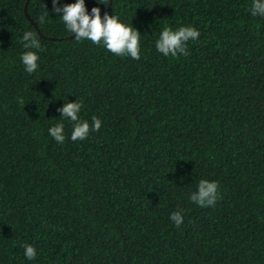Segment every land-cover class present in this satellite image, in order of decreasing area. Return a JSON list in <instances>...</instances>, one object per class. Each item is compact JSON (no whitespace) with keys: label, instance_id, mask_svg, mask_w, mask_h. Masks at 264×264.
<instances>
[{"label":"trees","instance_id":"16d2710c","mask_svg":"<svg viewBox=\"0 0 264 264\" xmlns=\"http://www.w3.org/2000/svg\"><path fill=\"white\" fill-rule=\"evenodd\" d=\"M85 5L138 30L141 59L70 38L51 0H0V264H264V18L252 0ZM188 25L200 32L188 56L155 50L163 27ZM27 31L43 49L31 76ZM75 99L102 126L58 144L48 128ZM201 179L219 185L213 207L189 200Z\"/></svg>","mask_w":264,"mask_h":264},{"label":"clouds","instance_id":"9594fccd","mask_svg":"<svg viewBox=\"0 0 264 264\" xmlns=\"http://www.w3.org/2000/svg\"><path fill=\"white\" fill-rule=\"evenodd\" d=\"M52 11L61 18L62 24L67 32L74 34L76 41H90L93 45H98L106 51L120 57H129L139 61L142 53V35L131 24L121 20L119 15H109L104 12L101 17L100 7L91 8L90 12L86 8L85 0H74L73 3L65 4L62 0H51ZM108 5L109 0H105ZM102 5H104L102 3ZM49 11L44 6V11L39 17L40 23L44 24L50 20ZM250 15L264 18V0H252ZM200 32L194 26H181L173 29L165 26L159 32L154 41L155 50L164 57L176 58L178 56H188V43L198 40ZM23 52L19 59L23 65L25 73L29 76L36 73L40 67V55L42 46L40 38L33 31L24 32L22 35ZM17 104L24 107L23 96L16 98ZM83 101L76 100L62 104L57 109L58 122L48 128V135L58 144H63L66 139L72 142L84 141L90 133L98 132L102 126V121L96 116L91 118V122L81 117ZM68 121L72 126L70 136L65 135V123ZM219 185L216 181L201 179L196 185V190L189 195V200L195 205L205 208L213 207L218 201ZM169 220L176 228L184 222L183 210H177L169 215ZM23 256L27 261H34L37 258V249L32 244H23Z\"/></svg>","mask_w":264,"mask_h":264},{"label":"water","instance_id":"95a60500","mask_svg":"<svg viewBox=\"0 0 264 264\" xmlns=\"http://www.w3.org/2000/svg\"><path fill=\"white\" fill-rule=\"evenodd\" d=\"M27 1H28V0H27ZM106 12H108V10H106ZM25 16H26V18L30 21L31 25H32L35 29H37V26H36L35 23L30 19V17L28 16L26 10H25ZM102 17H103V16H102ZM40 36L43 38L42 35H40ZM72 37H74V34H73L70 38H72Z\"/></svg>","mask_w":264,"mask_h":264}]
</instances>
